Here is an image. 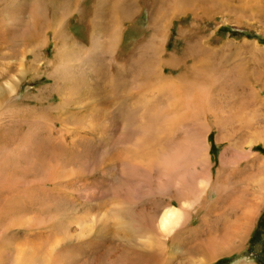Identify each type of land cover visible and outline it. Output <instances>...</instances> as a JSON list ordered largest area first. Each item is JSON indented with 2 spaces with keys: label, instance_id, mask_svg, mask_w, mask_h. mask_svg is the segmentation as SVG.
Returning <instances> with one entry per match:
<instances>
[{
  "label": "rangeland",
  "instance_id": "obj_1",
  "mask_svg": "<svg viewBox=\"0 0 264 264\" xmlns=\"http://www.w3.org/2000/svg\"><path fill=\"white\" fill-rule=\"evenodd\" d=\"M129 1L113 34L117 0H0V264H264V206L239 247L211 258L198 245L231 240L198 228L231 211L244 227L255 197L264 0ZM161 70L200 97L174 123V88L152 90ZM184 203L162 237L157 219Z\"/></svg>",
  "mask_w": 264,
  "mask_h": 264
},
{
  "label": "bare ground",
  "instance_id": "obj_2",
  "mask_svg": "<svg viewBox=\"0 0 264 264\" xmlns=\"http://www.w3.org/2000/svg\"><path fill=\"white\" fill-rule=\"evenodd\" d=\"M59 1L60 2L55 4V6H59L60 7L61 4L68 5V3H67L68 0H66V1L65 0L64 1L63 0H59ZM128 1L129 0H121V1L117 0L116 4L113 5L115 7V8L114 7L113 8L116 9V10L113 9L114 12L112 11L115 14V17L113 19H111L112 20V22H111L112 27H109L105 33H107L109 30L113 34H117L118 33L119 26H120L119 25L120 20L126 16L127 11L131 8L130 1L129 2ZM185 2H186V0H177L178 6H176V7L177 8L179 7V9H180L181 8V4L182 3L185 4ZM173 4H175V2H173ZM100 5H101V3H100ZM107 7H108V5H107ZM189 9L191 11L192 8H189ZM106 10H107V8H106ZM97 11H98L99 15H102L101 10H97ZM105 13H106V11H105ZM103 14H104V12H103ZM65 39H66V37H65ZM100 41H102V40H100ZM115 41H117V40H114V44H115ZM163 73L164 72L161 70L160 75H162V76L159 77L157 86H153L152 90L154 88L156 90H164V88H171V89L174 88V95H175V100H176L174 107L176 108L175 109L176 113L173 112L172 113L173 116L171 118V123L172 122L174 123V121H177L178 119L186 117L187 111L191 110V108L189 106L185 107L184 105L187 103V104H191L192 106H194V103L196 101H198V99L200 97L198 99L194 100V101H193V99L192 100L184 99L183 95H181V93L178 91V87L179 86L176 85L177 81H174V80H172V79H170L168 77L163 76ZM143 91L144 92H142V90L138 91V94H140V95L146 94L147 93V88L144 87ZM5 92H12V86H10ZM150 92H152V91H150ZM193 108L195 110V107H193ZM179 109H181V110H179ZM258 134L259 133H257V135ZM262 134L260 135V137L262 136V139H264V135H262ZM251 142H253V141H251ZM140 144H141V138H138V140H137V142L135 144L136 148L133 150L134 153H137V150H138ZM205 150H206V153L203 156V160H202V163L200 164V167H201V172L203 173V176L205 178H208L209 177V167H210L211 163H210L209 158H208L207 149H205ZM129 162L133 166L134 170L144 169L147 172H150L152 170V168H153L152 164H153L154 161L151 158H149V160H146L144 157H138L137 155H134L131 159H129ZM172 163L174 164L173 161L172 162L169 161L167 163L165 162V164H164L165 168L171 169L172 168ZM235 163H236V160H235ZM236 164H235V166H236ZM260 164H261V166L259 168L260 171L258 170L259 171L258 174L257 175L253 174L252 177L248 178L245 181V186H244L245 187V191L246 192H251V190L249 189L250 185L255 187L254 191H253V193L255 194V197L252 199V207L250 209H247L246 212L244 213L245 220H246V222L244 223V227L242 225V222L238 225V222L242 218H237L238 214H235L233 211H231L229 213L228 212L227 213L224 212L222 214H219V215L217 214L216 215L217 218L215 217L212 220L213 221L212 223L215 224L216 228H212L207 223H206V228H204V230H202L201 228H198L199 237H201V239L202 238H204V239L207 238L208 240H209V238L211 239L212 237L213 238L214 237L215 238L216 237H225V236H227L230 233V231H232V232L234 231L233 238L231 240L229 239L224 245L220 246L217 249H213L212 247H210L209 246L210 244L208 245L206 243L205 244L204 243L201 244L200 242L198 243V245L201 246V250L202 251L205 250L207 252L206 254L209 257L214 258V256L216 254L218 255V254H220L222 252H225L227 250H233V249L239 247L245 241V238H247V235L249 234L251 229L254 227L256 218H257V216L259 214V211L264 206V158H263V161ZM206 183H207V181H206ZM189 205H190V203H189ZM187 207H188V205H187ZM187 207H185V203L182 204L181 207H176V206L169 207L166 211H164V213L159 217V219H157L158 220V222H157L158 224L156 223L155 230L159 231V234L162 235V237H163V235H164V237H165V235L168 236L170 234V232L175 230V228L177 227L178 224H181L184 221V219L186 217V211H188ZM119 209H121V208L119 207ZM123 210H125V209H123ZM121 213H123V212H121ZM118 218H120V217H118ZM145 223H147V222H145ZM240 226H241V228H239ZM158 239H160V238H158ZM153 244L154 243H152L151 245H153ZM31 258H25L24 254H23V255L19 256V258L17 260H15L16 263H14V264H33V260Z\"/></svg>",
  "mask_w": 264,
  "mask_h": 264
}]
</instances>
